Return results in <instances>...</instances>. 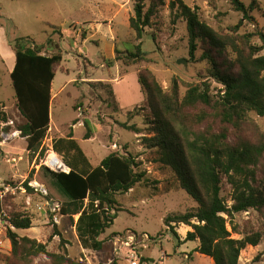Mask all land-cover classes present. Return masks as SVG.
Returning a JSON list of instances; mask_svg holds the SVG:
<instances>
[{
  "label": "rangeland",
  "instance_id": "1",
  "mask_svg": "<svg viewBox=\"0 0 264 264\" xmlns=\"http://www.w3.org/2000/svg\"><path fill=\"white\" fill-rule=\"evenodd\" d=\"M123 1L127 6L114 18ZM123 1L0 0V112L5 113V120L0 116V192L4 186L13 188L4 202L0 201V211L5 210L11 220L16 213L31 218L32 228L18 230L20 237L47 243L50 253H66L71 259L83 260L87 264H132V251L138 255L139 264H214L211 258L195 252L199 242L180 244L165 226L168 216L185 214L198 208V204L181 189L172 169L157 162L156 155L145 148L142 142L144 135L123 129L121 123L129 121L126 111L133 110L143 99L137 79L140 71H151L166 90L171 88L174 79L178 80L182 95L187 91V84L207 82L216 89L220 86L208 77V61L199 62L205 50H199L197 60L190 57L187 23L178 6L171 9L174 0H165V6L157 10L141 41L136 39L130 28V18L135 16V1L138 0ZM183 1L221 37L238 42L243 35H254L252 42L263 45L264 0H259L262 9L253 13L254 20L244 21L239 30L235 26L243 16L234 10L230 0ZM241 1L248 6L252 2ZM143 2L148 9L151 0ZM27 37L43 47L44 53H61L64 58L56 69L52 86L50 129L35 156L27 152L25 139L17 130L26 121L18 109L11 79L15 63L12 44ZM140 43L147 53L146 62L128 68L116 60V50L121 52L119 57L124 58L127 51L134 52ZM201 47L210 50L209 54L222 65H228L233 59L230 50L222 57L205 44ZM179 60H185L187 64H179ZM120 77L122 81L115 85V90L124 94V99L120 96V103L126 108L123 112H117L106 82ZM61 87L63 92L57 95ZM138 113L147 115V111ZM250 117L264 132V118L254 113ZM86 121L92 130L90 140H85L88 132L84 125ZM128 123L145 129L143 117H136ZM71 129L93 166H98L111 153L125 155L128 151L141 161L142 170L147 172L143 184L118 196L124 212L119 213L114 225L101 236L105 246L97 252L83 248L73 224L78 221V216L73 220L56 219L60 214L49 211L51 202H54L53 207L61 205V200L66 201L68 197L42 162L53 141L67 137ZM245 137L257 140L253 132L247 131ZM257 178L258 185L264 183V161L258 168ZM26 184L32 191L26 189ZM222 196L229 205L233 204L232 190L227 183L223 186ZM45 197L52 200L47 203ZM235 223L241 233L264 234V210L238 214ZM55 227L61 231L62 239L53 237ZM181 227L176 228L179 234L183 232ZM131 236H145L150 240L138 244L137 240L133 242L130 239ZM233 238L242 239L243 236L233 234ZM116 249L121 251L118 253ZM11 252L12 243L5 240L0 245V264H5L4 259ZM50 263L43 254L34 259V264ZM239 264H264V238L259 246H248L242 251Z\"/></svg>",
  "mask_w": 264,
  "mask_h": 264
},
{
  "label": "trees",
  "instance_id": "2",
  "mask_svg": "<svg viewBox=\"0 0 264 264\" xmlns=\"http://www.w3.org/2000/svg\"><path fill=\"white\" fill-rule=\"evenodd\" d=\"M230 1L234 10L243 16L235 26L238 30L244 21L254 20L255 11L262 9L259 0H252L249 6L241 0ZM162 6L165 0H151L148 9L143 0L135 1L130 28L138 41L143 39L146 28L151 26ZM170 6L172 10L178 6L186 20L190 57L197 60L199 50H205L199 62L208 61V77L220 89L212 88V83L207 82L187 84V91L182 95L178 80L174 79L171 88L166 90L151 71H140L138 81L145 99L140 106L126 111V116L129 121L143 117L145 129L130 125L129 121L121 123V127L136 135L143 134L145 148L156 155L157 162L172 169L181 189L198 204L192 211L165 219V226L179 243L199 242L195 252L211 258L214 264H239L242 251L248 246H259L264 238L261 232L241 233L235 223L238 214L264 210V183L258 185L257 178L258 168L264 161V132L250 117L254 113L264 118V35H261L262 46L252 42L254 35H243L237 42L218 35L183 0H174ZM57 32L62 35L60 29ZM202 44L215 49L219 56L230 50L233 59L228 65H222ZM12 47L16 63L11 79L18 109L26 121L17 130L27 143V152L35 156L50 129L52 86L56 69L64 58L61 53H44V48L30 37L16 40ZM115 52L116 60L128 68L147 61L142 43L134 52L127 51L124 58L119 57L121 52ZM108 86L117 112H123L113 85L108 83ZM140 111H147V115L142 116ZM1 115L5 120V113L0 112ZM84 125L88 129L85 140H90L89 121ZM247 131L253 132L257 140L245 137ZM53 149L70 169L55 173L45 168L68 197L66 201L61 200L59 214L72 220L78 216L73 224L83 248L101 251L104 245L101 236L114 225L119 213L124 212L118 196L143 184L147 172L142 170L141 161L128 151L125 155L111 153L93 168L72 129L67 137L53 141ZM225 183L232 190V205L222 196ZM25 187L32 191L28 184ZM45 198L47 203L52 200ZM12 225L13 229L8 231L12 252L5 257V264H34V259L41 254L50 259V264H87L71 259L66 253H50L47 243L20 237L18 230L32 228L30 217L16 213ZM177 226L191 229L183 242ZM233 234L243 238L235 239ZM55 236L62 239L57 227Z\"/></svg>",
  "mask_w": 264,
  "mask_h": 264
},
{
  "label": "built area",
  "instance_id": "3",
  "mask_svg": "<svg viewBox=\"0 0 264 264\" xmlns=\"http://www.w3.org/2000/svg\"><path fill=\"white\" fill-rule=\"evenodd\" d=\"M42 165L47 168L48 170L60 173V172H69L70 169L68 168V171L63 169L61 166H66L63 159L54 151L53 144L49 146V151L47 153L46 158L43 160ZM13 188L4 186V190L0 192V201L4 202L5 198L7 197V193L12 192ZM51 211L54 213H59L60 206L57 204L53 208H51ZM9 229H13L12 220L9 214L5 210H1L0 212V245L4 243L5 240H8V231ZM130 239L138 244L147 243L149 242V237H143V236H131ZM131 262L132 264H139V257L135 254V252L132 251L131 253Z\"/></svg>",
  "mask_w": 264,
  "mask_h": 264
},
{
  "label": "crops",
  "instance_id": "4",
  "mask_svg": "<svg viewBox=\"0 0 264 264\" xmlns=\"http://www.w3.org/2000/svg\"><path fill=\"white\" fill-rule=\"evenodd\" d=\"M123 1V0H122ZM127 6V4H124V1H123V3L120 5V10L116 13V15L114 16V18L115 17H117V16H119V14L121 13V10H124L125 9V7ZM114 47H116V41L114 42ZM15 63H16V58H15ZM15 63H14V66H13V69H14V67H15ZM13 71V70H12ZM126 73V72H125ZM125 73H124V75H125ZM138 79V78H137ZM122 81V78L120 77V78H117V79H114V78H112V80L111 81H106V82H108V83H110V84H112L113 85V88H114V92H115V95H116V98H117V101H118V104H119V107H120V109L122 110V111H126V108H124L122 105L123 104H121L120 103V101L122 100V99H120V96H121V98H123L124 99V94L122 93V91L121 92H119V93H117L116 92V90H115V85L116 84H118V83H120ZM54 83V82H53ZM70 83V82H69ZM138 83H139V81H138ZM68 84V83H67ZM66 84V85H67ZM139 85H140V83H139ZM141 87V86H140ZM52 92H53V87H52ZM63 92V87H61L59 90H58V92L56 93L57 95H59L60 93H62ZM141 92H142V89H141ZM54 94V93H53ZM142 94H143V92H142ZM144 99H145V97H144V94H143V99L141 100V102L139 103V104H137L136 106H140L142 103H143V101H144ZM135 106V107H136ZM129 111V110H128ZM25 143H26V141H25ZM27 144V143H26ZM86 154V153H85ZM87 155V154H86ZM88 157V156H87ZM89 159V158H88ZM105 159V158H104ZM103 159V160H104ZM103 160H101L100 162H99V164H98V166L101 164V162L103 161ZM91 163V162H90ZM92 165V164H91ZM93 166V165H92ZM98 166H93V168H96V167H98ZM1 183H3V182H1ZM66 218H69V217H64V216H61L60 215V218H56V219H66ZM79 217H76V219H78ZM70 219V218H69ZM76 229V228H75ZM181 230H183V232H182V234H179L180 235V239H181V242H183L184 240H185V238H186V236H187V234H188V232L189 231H191V229L190 228H188V227H186V226H183V227H181ZM180 230V231H181ZM103 246H105V244L103 245ZM112 249H114V248H112ZM116 252H120L121 251V249H116L115 250Z\"/></svg>",
  "mask_w": 264,
  "mask_h": 264
},
{
  "label": "water",
  "instance_id": "5",
  "mask_svg": "<svg viewBox=\"0 0 264 264\" xmlns=\"http://www.w3.org/2000/svg\"><path fill=\"white\" fill-rule=\"evenodd\" d=\"M178 63H179V64H184V65L187 64V62H186L185 60H179ZM53 205H54V202H51V203H50L51 208L53 207Z\"/></svg>",
  "mask_w": 264,
  "mask_h": 264
},
{
  "label": "bare ground",
  "instance_id": "6",
  "mask_svg": "<svg viewBox=\"0 0 264 264\" xmlns=\"http://www.w3.org/2000/svg\"><path fill=\"white\" fill-rule=\"evenodd\" d=\"M63 169H65L66 171H68V167L67 166H61Z\"/></svg>",
  "mask_w": 264,
  "mask_h": 264
}]
</instances>
